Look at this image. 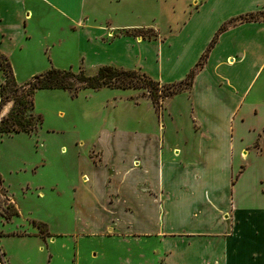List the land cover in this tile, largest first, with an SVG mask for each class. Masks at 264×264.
<instances>
[{
	"label": "crops",
	"instance_id": "0c3cea01",
	"mask_svg": "<svg viewBox=\"0 0 264 264\" xmlns=\"http://www.w3.org/2000/svg\"><path fill=\"white\" fill-rule=\"evenodd\" d=\"M111 1L0 0V53L11 68V58L34 41L41 11L56 30L44 29L51 38L40 43L49 68L59 66L57 54L69 40L76 64L65 69L113 65L169 83L205 55L190 88L168 98L178 140L164 138V124L153 136L106 123L88 141L97 145L96 162L78 157L85 176L71 186L68 211L77 264L81 252L90 264H106L111 246L124 264H264V163L255 165L264 160V78L252 94L264 72V0H162L163 30L131 23L126 11L113 17ZM252 14L257 19H246ZM142 29L153 36L135 33ZM177 98L186 105L172 114ZM2 246L15 264L16 251Z\"/></svg>",
	"mask_w": 264,
	"mask_h": 264
},
{
	"label": "rangeland",
	"instance_id": "374dc122",
	"mask_svg": "<svg viewBox=\"0 0 264 264\" xmlns=\"http://www.w3.org/2000/svg\"><path fill=\"white\" fill-rule=\"evenodd\" d=\"M161 1L112 0L107 5L113 17L121 10L126 11V20L131 23L154 28L146 26L152 24L163 30L167 23L165 13L159 7ZM262 16L264 18V14ZM49 17L46 12L37 13L33 19L34 41L25 55L17 51L19 54L11 58L14 78L19 85H24L33 75L45 71L51 65L40 48V43L51 38L44 29L56 33ZM246 19H257V14L247 16ZM114 21L117 24L118 18H114ZM135 33L150 38L154 34L144 29ZM71 46L73 43L69 40L59 50L56 61L59 66L56 68L65 69L76 64L73 52L69 50ZM204 61L205 55L200 62ZM72 70H82L85 75H92L97 68L87 69L79 65ZM138 72V76L132 80L134 87L127 89L106 86L82 88L74 94L62 89H39L34 94V108L31 112L41 117V124H36L30 132L0 133V264H8L3 244L6 250L16 251V254L13 251L15 264H77L71 243L73 225L68 217L72 202L71 186L77 180L81 182L85 176L83 173L79 175L77 170V160L81 153L94 163L99 156V151L93 149L97 145L91 148L88 141L98 135L100 126L116 123L130 135L133 131L144 130L154 136L160 132L161 124H164L167 127L162 131L164 138L169 141L171 138L178 140L175 136L182 133L174 132L175 127L169 123L171 120L167 112L168 98L172 95H164L169 82ZM1 78L0 73V81ZM263 78L264 72L257 80L252 94ZM149 79L159 82L154 84ZM154 95L158 97L155 103L151 100ZM185 105L184 100L177 98L170 110L172 114H178V111L184 110ZM10 106L11 101H8L1 107L0 119ZM254 119L249 122L250 126L256 125ZM181 120L178 118L177 121ZM180 127L183 129L182 124ZM247 134L246 130L241 133L244 137ZM252 145L257 148L260 138L257 137ZM253 161L250 155L249 162L252 164ZM263 163L260 157L255 165ZM14 210L16 214L4 217V211ZM64 233L68 240L61 238ZM11 235L24 236V239L7 241ZM80 248L87 249L84 242ZM82 253L79 264H90L89 258L82 257ZM119 255L121 264H124V255L119 252V247L111 246L105 263L118 264Z\"/></svg>",
	"mask_w": 264,
	"mask_h": 264
},
{
	"label": "trees",
	"instance_id": "16d2710c",
	"mask_svg": "<svg viewBox=\"0 0 264 264\" xmlns=\"http://www.w3.org/2000/svg\"><path fill=\"white\" fill-rule=\"evenodd\" d=\"M151 29H149L150 31ZM152 31V30H151ZM201 62L189 71L186 77L178 82L166 85L168 90L165 96H171L190 88L196 70ZM0 109L8 101L11 106L7 113L0 119V133L30 132L36 124H41L39 115L34 116L31 109L34 108V94L39 89H62L74 94L82 88L97 89L112 87L127 89L134 87L133 77L138 76L135 69H123L113 65H102L92 75H85L82 70L74 72L71 69H58L51 67L43 72L33 75L24 85L17 84L8 58L0 53ZM145 75V73H142ZM154 84L158 81L149 79ZM152 102L158 100L157 95L151 97ZM17 211L3 212L4 217L9 218Z\"/></svg>",
	"mask_w": 264,
	"mask_h": 264
},
{
	"label": "bare ground",
	"instance_id": "6f19581e",
	"mask_svg": "<svg viewBox=\"0 0 264 264\" xmlns=\"http://www.w3.org/2000/svg\"><path fill=\"white\" fill-rule=\"evenodd\" d=\"M229 64L231 65L232 63H230V61H229Z\"/></svg>",
	"mask_w": 264,
	"mask_h": 264
}]
</instances>
